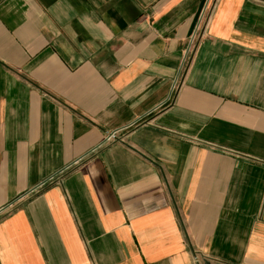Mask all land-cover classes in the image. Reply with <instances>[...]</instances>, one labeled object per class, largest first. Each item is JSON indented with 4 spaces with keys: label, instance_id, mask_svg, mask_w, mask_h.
Returning <instances> with one entry per match:
<instances>
[{
    "label": "crops",
    "instance_id": "obj_1",
    "mask_svg": "<svg viewBox=\"0 0 264 264\" xmlns=\"http://www.w3.org/2000/svg\"><path fill=\"white\" fill-rule=\"evenodd\" d=\"M0 264H264V0H0Z\"/></svg>",
    "mask_w": 264,
    "mask_h": 264
},
{
    "label": "built area",
    "instance_id": "obj_2",
    "mask_svg": "<svg viewBox=\"0 0 264 264\" xmlns=\"http://www.w3.org/2000/svg\"><path fill=\"white\" fill-rule=\"evenodd\" d=\"M176 90H177V84L175 82L173 87H172V93L176 92ZM118 139H119L118 132H112V133L106 135L104 142L105 143L116 142Z\"/></svg>",
    "mask_w": 264,
    "mask_h": 264
}]
</instances>
